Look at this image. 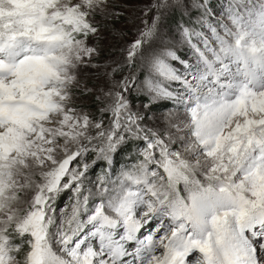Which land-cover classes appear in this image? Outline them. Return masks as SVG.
Listing matches in <instances>:
<instances>
[{"label":"snow or ice","instance_id":"snow-or-ice-1","mask_svg":"<svg viewBox=\"0 0 264 264\" xmlns=\"http://www.w3.org/2000/svg\"><path fill=\"white\" fill-rule=\"evenodd\" d=\"M106 5L0 0V264H131L130 255L139 264H264V0H226L215 24L208 0L196 5L215 44L183 27L195 64L151 47L163 41L162 10L184 0L147 9L156 15L128 45L126 62L149 67L152 99L183 109L163 133L131 110L123 93L135 77L105 93L97 119L74 106L77 69L96 53L87 44L98 32L91 18ZM141 140L131 168L115 179L105 172L95 191L86 186L92 164L111 168L123 145ZM66 191L71 210L58 213ZM94 197L100 202L90 208ZM154 219L155 230L139 239ZM87 225L99 250L77 239Z\"/></svg>","mask_w":264,"mask_h":264},{"label":"rangeland","instance_id":"rangeland-1","mask_svg":"<svg viewBox=\"0 0 264 264\" xmlns=\"http://www.w3.org/2000/svg\"><path fill=\"white\" fill-rule=\"evenodd\" d=\"M154 2L156 0H107L105 10L103 12L98 11L95 17L91 18L98 28V32L95 36L88 38L87 44L90 47H94L96 53H94L90 64L81 65L77 69L79 87L73 89V101L74 106L89 113L93 119L100 117V109L105 107L109 102V98L105 96V93L110 90L122 91V89L118 88V85L125 77H135V83H132L129 90L123 94L128 99L131 110L143 117V120L140 121L143 126L163 133L168 128L169 122L176 115H183L182 108L179 113L176 112L177 106L172 100L152 99V94L149 93L145 84L146 79L151 77L150 69L146 64L137 60L132 66H129L126 62V49L128 45L145 28L144 22L147 21L151 24L152 19L156 15L155 9L147 11ZM169 2L171 3V0ZM203 2L204 0H184L185 7L183 8L173 7L162 10L164 14L160 22V28L163 41L151 47L157 51L171 48L180 60L187 61L189 64H195L196 57L193 50L182 38V28L187 27L201 31L209 38L213 45L215 44L211 40V32L200 23L203 9L198 8L196 5ZM225 3L226 0H208V8L211 10V14L207 18L209 22L216 23L224 10ZM196 42L197 40L194 37L193 43ZM199 46L202 48V43ZM145 47L147 49L149 46ZM169 62L181 73L185 72L184 65L179 61ZM168 86L170 90L179 88V85L175 82ZM97 97H100V99H97ZM107 115L105 113V123H107ZM137 142H140V144L133 143V146L134 144L136 146L131 147L128 153L125 154L126 158L130 159L128 160L129 162L125 161L124 164L119 163V165H116L113 163V157L112 165H114H111V168L114 170L109 168L106 161L97 160L95 164H92V161L96 159L94 153H90L85 157L86 162L92 164L87 173L91 184H87L86 186L92 187L93 191H95V185L99 183L98 178L104 176L105 172L109 173L112 179H115L122 169L127 170L131 168L137 161L133 158L135 152L137 153V148L144 147L142 140ZM127 145V143L123 145L116 153L119 159L122 149L127 147ZM173 147L175 148L177 145H173ZM71 195V191H66L57 199L56 208L58 213L60 210L65 209L66 206L70 212L71 201L69 198ZM99 202L100 198L94 197L90 199L89 207L92 208L94 204ZM88 214H82L81 219H86ZM165 222L167 223V221ZM158 223L159 221L154 219L149 224L144 225L140 229V233L142 232L143 234L141 233L139 239H143L152 233ZM92 231H94V228L91 225H87L77 239L87 236V243H91L96 250H99L97 246L99 243L98 238L90 235ZM117 231L123 233V228L120 227ZM160 234L157 233V236ZM130 259H132L130 260L131 264L136 262L134 255ZM136 264H139V261Z\"/></svg>","mask_w":264,"mask_h":264},{"label":"trees","instance_id":"trees-1","mask_svg":"<svg viewBox=\"0 0 264 264\" xmlns=\"http://www.w3.org/2000/svg\"><path fill=\"white\" fill-rule=\"evenodd\" d=\"M133 143H136V144H140V142H137V141H129L127 144V147H125L124 149H122V154H120L121 155V157H120V159L116 156V154L113 156L114 157V161H113V163H115L116 165L118 164L119 165V163H122V164H124V162L126 161H128V160H130V159H127L126 158V153H128V151L130 150V148L131 147H135L136 146V144H134V146H133ZM137 155V153L135 152V154H134V160H137L138 159V156H136ZM116 156V157H115ZM133 156V155H132ZM129 162V161H128ZM137 162V161H136ZM114 165V164H113ZM112 165V166H113ZM112 169V168H111ZM112 170H114V169H112Z\"/></svg>","mask_w":264,"mask_h":264},{"label":"bare ground","instance_id":"bare-ground-1","mask_svg":"<svg viewBox=\"0 0 264 264\" xmlns=\"http://www.w3.org/2000/svg\"><path fill=\"white\" fill-rule=\"evenodd\" d=\"M98 247H100V245H98ZM137 247V245L134 246V249Z\"/></svg>","mask_w":264,"mask_h":264}]
</instances>
